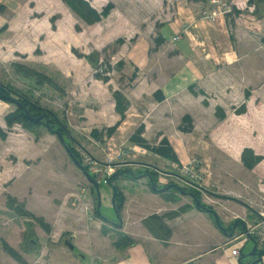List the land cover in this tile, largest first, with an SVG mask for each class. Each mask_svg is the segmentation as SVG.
I'll return each instance as SVG.
<instances>
[{
  "label": "crops",
  "instance_id": "crops-1",
  "mask_svg": "<svg viewBox=\"0 0 264 264\" xmlns=\"http://www.w3.org/2000/svg\"><path fill=\"white\" fill-rule=\"evenodd\" d=\"M91 1L94 6L95 4L99 6L95 0ZM166 1L164 0L163 4L164 11L169 10L171 5L167 6ZM139 2L120 0V7L119 3L112 0L113 9L110 15L100 22L89 24L72 10L65 0H0V4L5 7L0 11L2 26L0 83L26 94L25 91L5 80L8 76L19 77L18 81L26 84L28 90L34 89L36 94L49 92L53 95L56 98L55 102L58 101L59 106L64 109L62 113L64 118L56 113L59 112L58 107L56 111L50 110L58 114V119L67 125L71 136L64 138L71 142L75 141V145L79 142L73 134H87L95 141L106 138L109 144L116 140L117 143L111 142L115 149L109 147V150H113L116 155L129 153L126 148L139 147L140 150L153 153L154 158L158 160L171 161L131 142V136L144 126L143 135L151 144H159L167 138L175 149L180 163H183L185 150L190 147L187 139L190 135L198 134L200 128L204 132L212 130L214 140L218 137L221 139L222 135L229 131L225 125L230 123L231 119L226 118L222 121L217 115L218 106L226 109L228 106L247 105L250 110L254 96L262 99L264 9L260 10L261 15H257L254 12L255 6L249 5V0H229V2L178 0L175 3L176 17L165 13L166 17L161 21L156 17L158 15L156 12L159 11L157 5L153 3L154 0H150L151 4H145L142 0L144 4ZM98 6L95 7L99 9ZM234 8L241 10V13L233 23L230 14L235 10ZM141 10L151 18L150 24L147 22L141 24ZM206 10L216 14L212 18H207L203 14ZM114 12L117 13L115 19L112 18ZM153 12L155 14L152 15ZM133 17H135L133 30L127 34L125 29L130 27L128 23H132ZM106 20L111 24H117L124 34L123 37L118 38H123L124 43L115 54H112L113 63H111L109 82L98 79L92 62L75 52L78 50V44L83 42H86L88 52L83 53L79 50L80 53L89 55L91 51L103 52L117 40V35L113 34L107 24L104 25L106 28L102 26ZM177 34H180V38L174 41ZM109 53L111 54V51ZM19 67L45 78L40 80L35 75L26 76ZM124 76L126 79L129 78V82L124 80ZM115 91H120L128 102L124 118L117 109ZM248 92L252 93L249 97ZM32 100L38 99L34 97ZM42 106L45 107L43 104ZM17 109L16 103L0 98V126L7 132L6 139L0 136V195L10 194L9 196L17 198L20 203H27L31 208L29 205L36 196L37 180L46 179L45 171L48 168L47 163L44 165L43 159L55 144L52 141L53 136L63 145V152L67 156L71 157V155L68 147L65 146L66 140L65 143L61 142L57 134L52 132L39 134L35 129L28 130L20 124L10 128L6 117ZM186 116H191L189 124L194 126L188 132L182 129L186 124L184 123ZM250 119L251 110L235 117L237 126L234 130H240L245 137L250 132L242 125L250 123ZM115 126L118 128L109 136L108 129ZM94 130L99 131L100 137L94 136ZM191 146L193 147L194 144ZM83 150L90 152L86 147ZM195 150L198 152L199 149ZM58 156L57 161L63 163L65 160L63 153L60 152ZM71 159L73 164H77L72 157ZM98 161L103 160L98 159ZM110 169L113 167L110 166ZM48 174L60 178L58 180L64 184L63 176H69L70 171L67 168L60 174L56 171H49ZM137 179L140 183H147L148 180L147 177ZM79 182L77 179L73 183L72 187H78L79 190L73 195L76 194L78 200L82 202L84 200L91 203V198H88L89 193L81 188L82 184L77 185ZM44 195L46 196L45 193ZM216 196L225 201L222 207L216 206L219 210L216 207L214 209L223 228L211 212L193 207L176 218V221L182 220L181 225H173L174 221L169 222L168 225L173 233L168 240L151 235L141 239L130 231H123L134 239V243L120 247L118 258L113 264H261L264 261L263 250L257 247L256 243L250 250L249 263L244 261L243 254L250 241L242 251V260L241 257H234L227 249L226 242L229 235L237 229L234 224L233 229L231 224L228 225L226 220L230 219V216L227 211L231 210L229 208L231 204L239 202L232 196L222 194ZM129 205L130 203L125 209ZM163 209L164 206L158 212ZM135 210L136 207L133 210L131 207L130 219L132 211ZM125 212L123 209L122 227L126 230L129 225L125 223ZM37 215L49 217L46 211ZM141 217L142 214L138 219L140 220ZM188 218L199 221L198 228L202 232L198 237L205 233L215 240L207 246L196 249L197 238L187 237L191 233L187 225ZM200 219L204 223L203 226L200 224ZM102 221L106 222L104 219ZM67 224H69L67 220L61 219L60 223L53 226V230L81 231L78 225L69 224L73 227L70 229L65 227ZM131 224L134 225V222ZM216 224L223 231H217L214 227ZM91 232L82 231L73 235L80 241H89L93 254V251L103 249L104 240L98 238L96 232ZM83 233L89 238L85 239Z\"/></svg>",
  "mask_w": 264,
  "mask_h": 264
},
{
  "label": "rangeland",
  "instance_id": "rangeland-1",
  "mask_svg": "<svg viewBox=\"0 0 264 264\" xmlns=\"http://www.w3.org/2000/svg\"><path fill=\"white\" fill-rule=\"evenodd\" d=\"M87 1H89L92 7H94L99 13H102L103 9L108 6V4L112 3V0H101V2L95 0V3H99V6L95 4V6L99 7L98 9L92 4L91 0ZM114 1L119 3V6L121 7L120 0ZM142 1H144L145 4H151L150 0ZM224 1L229 2V0ZM166 2L167 6L168 4H171L167 11H164L163 9V4L165 3L164 0H154L153 2L157 5V11H159L158 13L156 12V14H158L156 17L161 21L166 17L165 13L172 17H176L177 15L175 3L178 2V0H167ZM139 3H142L141 0ZM132 11L135 12L134 10ZM133 12H131L132 15ZM141 14V24H146L145 22L150 24L151 18L147 17L143 10H141ZM153 14H155V12H153L152 15ZM108 16H103L100 21ZM116 16L117 13L114 12L112 18L115 19L114 17ZM230 16L234 23L235 18L239 16V14L233 10ZM133 19L135 20V17L131 18L132 23H128V26L130 27L125 29L127 34H130L133 30L135 24ZM106 21L105 23L103 22L102 26L107 24L111 28L110 30L113 34L117 35V40H119V37H123V31H120L117 24H111L109 21ZM104 28H106V26H104ZM145 30L147 31L148 27L145 28ZM176 36H179L180 38V34H177ZM82 40H84V37ZM86 47V42H83L82 44H78V50L76 51L79 52L80 50L83 53L88 52ZM111 50H113V48H109L105 53L101 51L98 52L99 56H96V58L98 57L100 61L96 66L93 65V70H96V72H99L100 74H104L105 71H107V67L110 66L109 64L113 63L112 53H109ZM92 53H94V51H91V54ZM124 77V80H128L129 82V78L126 79V76ZM118 78L119 77L117 76V80ZM5 80L25 91L32 99L36 97L39 104H43L46 108L56 111L58 107L59 110L57 111L59 112L56 113H58L61 118H64L62 115L64 111L63 107L59 106L58 101L55 102L56 98L53 97V95H50L49 92H40L36 94L34 89L28 90L26 84L20 83L18 81L19 77L8 76ZM16 84H19V86ZM251 94V92H248L247 96L249 97ZM252 99V107L250 108L251 122L242 125V127H245L246 131H249L250 133H247L245 137H243L240 130H234L235 126H237L235 123V117L237 118L250 111L247 105H245V112L242 113H238L240 107L228 106L226 109L222 107L224 111L223 114H226V117L220 119L222 121L226 118L231 119V122L226 123L225 125L229 131L223 134L221 139L218 137L217 140H214L212 130L204 132L200 128L198 134L190 135L187 139V144L189 143L190 147L185 150V155L182 159L183 163L179 164L163 159L158 160L154 158L155 156L153 153L140 150L139 147H136L135 149L126 148V150H129V153H126L125 155H116L113 153V150H109V147L115 149L111 142L117 143L116 140L111 141L109 144V141L106 138L101 141H95L91 140L90 135L87 134H73L79 142V144L77 143L75 146L81 151L80 153L83 161L90 167V172L93 174L92 168L101 169L99 175H96L101 181L100 191L102 194V207L100 212L102 217L104 216L109 219V222H116L115 224L119 222L118 212L112 202L114 194L113 188L108 182H105L104 178L105 176L106 178L109 176L107 171L110 170V166L113 167L110 171L111 174L122 167L132 168L140 174L144 171L140 165L150 163L157 165L164 171H174L184 176L189 182V185L183 183L185 184L184 187L188 188L194 182L205 188L207 191L203 190L204 192H202L201 201L214 209L216 206L222 207V204L225 202L222 201V199H218L216 194L236 198L239 203L237 204L235 202V204H231L232 206L229 207L231 210L229 209V211H227L230 219H227L226 221L228 225H232H230L232 229L234 228L233 224L238 220L243 222L247 221L250 224L257 223L259 221V214L261 211H264V93H262V99H259L258 96H254ZM80 110L82 111V109ZM77 112H79V110H77ZM228 115L232 116L228 117ZM185 127L189 128L190 124L186 123ZM34 129L39 134H47V132H51L45 125ZM87 131H89V129H87ZM53 137L52 141L55 144H53L52 150L49 151L43 159L44 165L47 163L48 168L45 171L46 179L37 180V187L35 188L37 190L36 196L32 199V202L29 205L31 208L28 207L27 203H21L25 206L26 210L31 211L35 215L46 211L49 217L45 218V220L52 227L60 223L61 219H64L67 220V223L69 224L78 225L81 231H60V229H56V231L53 230L51 233H47L42 226L37 224L36 219L32 216L24 217L16 210L10 209L7 202L10 194H2L0 195V264H113L118 258V250L120 248L116 245V242L120 241L119 239L122 235H127L123 231H130L139 238L144 239L145 236H153L144 224V220L147 217L154 214H165L166 222L168 224L169 222L174 221L172 223L173 225H181L182 220L176 221V218L183 213V208L186 205L190 206L189 209L197 207L196 202L191 195L186 197L177 191L175 187L171 188V192H165V190L156 192L153 190L154 188L152 189L148 180L147 183H140L137 178L128 174H121L118 176L119 178L117 177L116 184L119 185L121 192L125 195L124 204L127 202V206L130 203L128 208L125 209L126 206H123L122 208V212L123 209L126 211L124 214L126 222H124L128 223L129 227H126L125 230L124 227H118L111 223L104 222L102 221L103 219H100L95 214L98 205V195L92 192V184L88 181L81 168L77 164H73L71 157L63 152L64 149L62 148L64 147L60 141H58L55 136ZM192 144H194L193 147L191 146ZM128 145L132 147L134 146L131 144ZM85 147L89 149L90 152L83 150ZM196 148L199 149L198 152H196ZM247 148L252 149L254 155L261 158L259 163H257L252 169L245 167L242 160L243 153ZM57 151L63 153V157L65 156L63 163L57 161V158L59 157L58 155H60V152ZM98 159H102L103 161L99 162ZM119 161L124 162L119 163ZM94 162H97L98 165H95ZM67 168H69L70 175L63 176L65 181L64 184L58 180L60 178H55L53 175L48 174L49 171H56L60 174V172H64ZM77 179L80 181L77 185L82 184L81 188L89 193L88 198H91V203H89V201L86 202L83 200L82 202L80 199L78 200V196L76 195L79 191L78 187H72L74 181L76 182ZM169 180L171 181L172 178L168 179L167 176L162 175L161 180L157 185L158 189L167 186ZM73 193L76 194L73 195ZM163 206L164 209L158 212ZM131 207L132 210L136 207V210L132 211L130 219L129 215ZM217 209L219 210V208ZM164 210L168 211L163 212ZM140 214H142V217L139 220L138 216ZM205 215L210 214L205 213ZM121 216L123 217V214ZM131 222H134V225H132ZM69 224L65 227L72 229L73 227ZM198 224L199 221L194 218H188L187 220V225L191 231L187 237L191 239L197 238L196 249L207 246L215 240L212 237L206 236L205 233H202L204 235L198 237V234H201L202 232V230L198 228ZM200 224L202 226L204 225L201 219ZM105 227L110 229L107 234L104 233ZM214 227L217 231H223V229L218 227L217 224ZM232 229L230 231H232ZM82 231H92L91 233H93V231L96 232V235H98L97 237L104 240L103 249L93 251L94 253L92 254V251L90 250V242L80 241L73 235L74 233L77 234ZM193 231H196L197 233ZM241 231H244V228L242 225H238L236 232L240 233ZM65 233L67 234L63 236ZM83 234H85L84 238L87 239L88 232L87 234ZM67 240L75 245V250H71L66 245ZM5 242L21 254L24 259L23 263L18 262L5 251ZM254 246L255 242L250 240L244 249L243 255L246 263L250 262L251 257L249 253ZM262 249H264V247Z\"/></svg>",
  "mask_w": 264,
  "mask_h": 264
},
{
  "label": "trees",
  "instance_id": "trees-1",
  "mask_svg": "<svg viewBox=\"0 0 264 264\" xmlns=\"http://www.w3.org/2000/svg\"><path fill=\"white\" fill-rule=\"evenodd\" d=\"M189 1L207 2L208 0H189ZM65 2L71 7L72 10H74L84 21H86L89 24H95V23L99 22L103 18V16H105V15L108 16L110 14L111 10L113 9V5L110 3V4H108V6H106L103 9L102 13H99L94 7H92V5L87 0H65ZM248 3H249V5L255 6V13L257 15H261L260 10L264 9V0H249ZM4 9H5V7L0 4V11H3ZM235 11L238 12V14L241 13V10L235 9ZM123 43H124V40L119 39L116 42H114L111 46L104 49L103 52L105 53L107 50H109V48H113V50H111V53L115 54L118 51V48ZM75 52L80 57H86L90 62H92V64L94 66H96L97 63L100 61L98 59V57L96 58V56H99L98 52H94L88 56H86L82 53H79L77 51H75ZM107 60H108V58H107ZM106 63H107V61H106ZM109 65L110 66L107 67V71H105L104 74H100L99 72L96 73V77L98 79L103 80L104 82H109V80H110L109 73L112 71V64H109ZM19 69H21L23 71V74L26 76H34L35 75V76H38V78L40 80H43L45 78L44 76L37 74L31 70H28L25 68H20V67H19ZM47 80H49V79H47ZM49 82H51V81L49 80ZM13 94L18 95V99H15V98L14 99L22 102L25 107L28 106V104H30V100H32L25 93L18 91V90H15L13 87H10V86L6 87L0 83V98L1 99L9 101L10 100L9 97L13 98V96H12ZM114 96L117 100V109L122 114V116L124 118L125 113L128 109V102L126 101V98L124 97V95L120 91H115ZM160 98H161L160 100H162V97H160ZM39 105H41V104H39V102L36 101L35 106H39ZM44 110L45 109H43V108L41 110L35 109V108H33L31 110V108H30L29 111L33 116H37L38 113L44 112ZM245 110H246V106L242 105V107H240V109L238 110V113L245 112ZM24 111L25 110L22 107L18 106V109L16 111L7 115L6 121H7L8 126L10 128L14 127L17 124H20L25 129L32 130V129L37 128L41 125H45V122H39V123L33 122L32 120H30L28 118V116L26 115V112H24ZM223 112L224 111H223L222 107L217 108V115L221 119H224L226 117V114H223ZM54 116L56 119H53L52 121H50L51 127L53 129H57V131H60L64 135L65 138H67L68 135L71 136V134H70L71 131H69L67 125L63 121L61 122L58 119V114L55 113ZM191 119H192L191 116H186L184 118V123H187V124L190 123ZM193 127L194 126L192 124H190L189 128L188 127L187 128L182 127V129L184 131L188 132V131H191L193 129ZM117 128H118V126L109 128L108 129L109 136L114 134V132L116 131ZM144 131H145V127L141 126L131 136V138H130L131 142L135 143V144H137V145H139V146H141V147H143L149 151H152V152H154V153H156V154H158L164 158H167V159H169L175 163H178V164L180 163L179 157H178L175 149L173 148L172 144L170 143V141L167 138H164L159 144H151L150 141L144 137V135H143ZM93 134L95 137H100V133L98 130H94ZM0 136L3 139L7 138V132L1 126H0ZM65 146L68 147L71 157L74 160H78L90 172V167L84 163L80 151L75 146V141L71 142V141H68V139H67ZM242 160H243V164L245 165V167L252 169L257 163H259L261 158L256 157L254 155V151L252 149L247 148V149H245V151L243 153ZM125 173L138 175L136 170L129 168V167H122V168L118 169L117 171H115L114 173H112L111 175H109L105 180V182H108L112 188H116L118 191L117 198H116V205H117V212H118L119 218L122 215L121 212H122V208L124 206V196L125 195H124V193L121 192L119 185L116 184V181L119 178L118 176H120L121 174H125ZM150 174L152 175L151 181L149 180L150 184L156 183V186H157L158 185V178L156 176L157 173L155 172L153 174V171H151ZM93 175L97 179L99 178L96 174L93 173ZM100 185H101V181H100ZM183 190L192 191L195 194L196 198H198L201 201V195H202L201 191H199L195 188H191V187L190 188L186 187ZM92 192L97 194V190H96L94 185H92ZM156 192H158V191H156ZM173 198H175V197H173ZM8 206L11 209L16 210L20 215H22L24 217L25 216H27V217L32 216L33 218H35L37 221V224L42 226V228H44L47 233H51L53 231V227L49 223L46 222L44 217L36 216L34 213L26 210L25 206L22 203H20L17 198L9 196ZM196 206H197V204H196ZM189 207H190L189 205H186L183 208V212L188 210ZM197 208L200 209L201 211L211 212L216 218L219 219L217 212L214 210V208H212L211 206H208L207 204L203 203L202 201H201V207L197 206ZM95 214L97 217L104 219L106 222H109L108 221L109 219L105 218L104 216L102 217L101 213H99L97 211V208H96ZM236 223H238V225H242L244 227V229L246 228L245 222L238 220V221H236ZM236 223H234V224H236ZM144 224L148 228V230L152 233V235L158 239L168 240L172 236L173 231H172V228L166 222V215L165 214L164 215H159V214L151 215L144 220ZM219 224L222 227L221 221ZM109 230L110 229L108 227H105L104 233L107 234ZM66 234L67 233H65L63 236H65ZM119 240L120 241L116 242V245L118 247H123V246L130 245V244L134 243V239L128 235H122ZM4 249L6 252H8V254H10L18 262H21V263L24 262V259L22 258L21 254L17 250H15L11 245H9L7 242L4 243ZM262 250H263V255H264V249H262ZM241 260H242V257H241ZM257 262H258V260H257Z\"/></svg>",
  "mask_w": 264,
  "mask_h": 264
},
{
  "label": "flooded vegetation",
  "instance_id": "flooded-vegetation-1",
  "mask_svg": "<svg viewBox=\"0 0 264 264\" xmlns=\"http://www.w3.org/2000/svg\"><path fill=\"white\" fill-rule=\"evenodd\" d=\"M13 96V98H15V99H18V95H15V94H13L12 95ZM35 104H36V101H34V100H30V104H28V106H26L25 108L26 109H28V110H30V108H31V110L33 109V108H35V109H45L44 110V112H41V113H38L37 114V116H40V115H46V118H44L41 122H45V126L47 127V121H52L53 119H56L55 118V112H53V111H51L50 109H48V108H45V107H43L42 105H39V106H35ZM34 105V106H33ZM25 112V111H24ZM34 112V111H33ZM42 126V125H41ZM53 130H55V131H57V129H53ZM53 134H56V133H54V132H52ZM97 163V162H96ZM97 165H98V163H97ZM140 167L144 170L142 173H140V174H138V175H134V174H129V173H125V174H122V175H126V174H128V175H130V176H132V177H134V178H140V177H147L148 178V181L150 180L151 181V179H152V175L150 174V172L151 171H153V174L156 172L157 174H156V176H157V178H158V183H159V181H160V177H161V175H165V176H167V177H170V178H172V180L171 181H169V183H168V185L167 186H170V185H175V188H176V190L177 191H179L181 194H184V195H187V196H190V194H193V195H195L192 191H190V190H183L184 188H186V187H184V185L185 184H183V183H186L187 185H189V182L187 181V179H185L184 178V176H182V175H180V174H178V173H176V172H174V171H164V170H162L161 168H159L157 165H153V164H150V163H148V164H143V165H140ZM178 181H180V182H178ZM150 183V182H149ZM151 187H152V189H153V185L151 184ZM166 187V186H165ZM164 187V188H165ZM195 188V189H197V190H199V191H201V192H204L202 189H201V186L199 187V185L197 184V183H192L188 188ZM173 188V187H172ZM163 189V188H162ZM162 189H158L157 191H163ZM169 190H171V189H169ZM155 191V190H154ZM191 197H193L192 195H191ZM196 197V196H195ZM194 198V197H193ZM195 199V198H194ZM97 211H98V205H97ZM119 218V217H118ZM109 223H111V224H113V225H116V226H118V227H122L123 226V217L121 216L120 218H119V222H117V224H115L116 222H114V221H110ZM236 227L238 226V223H236V224H234ZM243 227V226H242ZM244 228V227H243ZM236 230V229H235ZM243 231H241L240 233H242ZM240 233H237L236 231H233V233L232 234H230L229 236H232V235H234V234H240Z\"/></svg>",
  "mask_w": 264,
  "mask_h": 264
},
{
  "label": "built area",
  "instance_id": "built-area-1",
  "mask_svg": "<svg viewBox=\"0 0 264 264\" xmlns=\"http://www.w3.org/2000/svg\"><path fill=\"white\" fill-rule=\"evenodd\" d=\"M204 16L207 18H212L216 13H210L209 11L203 12ZM2 31V26L0 25V33ZM179 36H176L174 40H178ZM96 165L97 163L94 162ZM112 169L108 170V174L111 175L110 171ZM92 172L94 174L99 175V172H101V169H93ZM106 180V176L104 177ZM100 181V180H99ZM246 228L244 231L240 234H234L230 236L226 242L227 249H229L232 253V255L236 258H240L242 255V251L246 244L253 240L256 243V246L259 248L264 247V211H261L259 214V221L255 224H250L247 221H245ZM261 263V262H260ZM264 264V261L261 263Z\"/></svg>",
  "mask_w": 264,
  "mask_h": 264
},
{
  "label": "water",
  "instance_id": "water-1",
  "mask_svg": "<svg viewBox=\"0 0 264 264\" xmlns=\"http://www.w3.org/2000/svg\"><path fill=\"white\" fill-rule=\"evenodd\" d=\"M10 101L16 103L18 106L22 107L25 112H26V115L28 116V118L30 120H32L33 122H36V123H39L41 122L44 118H46V115H40V116H33L30 111L28 109L25 108L24 104L20 101H17L15 100L14 98L12 97H9ZM47 127L48 129L51 131V132H54L56 133L61 141L63 143H65V138H64V135L60 132V131H55L53 130V128L51 127V123L49 121H47ZM69 151V149H68ZM76 163L78 164V166L81 168V170L83 171V173L85 174V176L87 177L88 181L95 186L96 190H97V195H98V212L101 213V207H102V194H101V191H100V181L91 173L89 172L86 167L84 165H82L78 160H75ZM153 185V188L155 191L158 190L157 186H156V183L152 184ZM172 187H175V185H170V186H166L165 188H163L162 190H169L171 189ZM200 187V186H199ZM202 190H206L205 188L201 187ZM113 191H114V194H113V198H112V202H113V205L115 207V209L117 210V205H116V198H117V189L116 188H113ZM207 191V190H206ZM192 195L194 198H195V201H196V204L198 207H201V201L195 197V195L193 194H190ZM119 217V216H118ZM217 219V222L220 223V220L218 218ZM66 245L71 249V250H74L75 249V245L73 243H71L70 241H66Z\"/></svg>",
  "mask_w": 264,
  "mask_h": 264
}]
</instances>
